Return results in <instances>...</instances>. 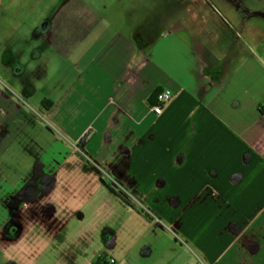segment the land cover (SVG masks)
Returning a JSON list of instances; mask_svg holds the SVG:
<instances>
[{
	"label": "crops",
	"instance_id": "crops-1",
	"mask_svg": "<svg viewBox=\"0 0 264 264\" xmlns=\"http://www.w3.org/2000/svg\"><path fill=\"white\" fill-rule=\"evenodd\" d=\"M108 259L264 264V0H0V264Z\"/></svg>",
	"mask_w": 264,
	"mask_h": 264
},
{
	"label": "built area",
	"instance_id": "built-area-1",
	"mask_svg": "<svg viewBox=\"0 0 264 264\" xmlns=\"http://www.w3.org/2000/svg\"><path fill=\"white\" fill-rule=\"evenodd\" d=\"M169 98H170V93L168 91H160L156 93V96H155L156 103L150 107V110L155 114H159L162 110V106L169 100ZM146 212L151 217H154V215L150 211H146ZM178 239L181 241L179 237ZM103 262H108L109 264H111L113 260L108 259L107 261H103Z\"/></svg>",
	"mask_w": 264,
	"mask_h": 264
},
{
	"label": "trees",
	"instance_id": "trees-1",
	"mask_svg": "<svg viewBox=\"0 0 264 264\" xmlns=\"http://www.w3.org/2000/svg\"><path fill=\"white\" fill-rule=\"evenodd\" d=\"M92 164H91V168L94 170V171H96V172H98V170H97V168H96V163H94V161H92L91 162ZM98 264H107L106 262H100V263H98Z\"/></svg>",
	"mask_w": 264,
	"mask_h": 264
},
{
	"label": "rangeland",
	"instance_id": "rangeland-1",
	"mask_svg": "<svg viewBox=\"0 0 264 264\" xmlns=\"http://www.w3.org/2000/svg\"><path fill=\"white\" fill-rule=\"evenodd\" d=\"M180 238V237H179ZM181 239V238H180ZM183 243H184V241H183V239L181 240Z\"/></svg>",
	"mask_w": 264,
	"mask_h": 264
}]
</instances>
